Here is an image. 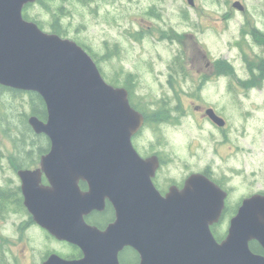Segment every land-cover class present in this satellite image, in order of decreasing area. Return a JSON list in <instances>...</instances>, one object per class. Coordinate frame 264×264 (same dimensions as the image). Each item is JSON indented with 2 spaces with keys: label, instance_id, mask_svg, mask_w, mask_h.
Wrapping results in <instances>:
<instances>
[{
  "label": "water",
  "instance_id": "95a60500",
  "mask_svg": "<svg viewBox=\"0 0 264 264\" xmlns=\"http://www.w3.org/2000/svg\"><path fill=\"white\" fill-rule=\"evenodd\" d=\"M34 1L0 0V84L37 92L45 102L46 119L33 114L28 122L50 139L42 169L52 186L35 189L28 179L34 171L20 176L28 201L40 191L48 216L62 209L66 221L59 236L85 253L62 264H119L125 246L138 250L140 264H264V254L251 248L255 241L264 250V194L242 199L221 241L212 225L223 218L227 192L206 174L190 175L183 190L163 196L152 179L158 157H142L133 144L144 116L129 91L108 83L75 40L25 19L24 6ZM207 112L224 125L214 109ZM80 179L90 184L88 192L80 190ZM105 198L116 219L100 231L83 216L103 208ZM28 205L41 214L40 206ZM47 226L55 232L53 224Z\"/></svg>",
  "mask_w": 264,
  "mask_h": 264
},
{
  "label": "flooded vegetation",
  "instance_id": "af4514ba",
  "mask_svg": "<svg viewBox=\"0 0 264 264\" xmlns=\"http://www.w3.org/2000/svg\"><path fill=\"white\" fill-rule=\"evenodd\" d=\"M167 2L166 0H35L25 5L23 12L26 10L33 18L41 22L44 25V30L56 33L53 31V26H55L58 35L63 38H70L78 43L80 42L97 55L99 51H96L91 45L85 44L76 35L71 34L69 25L72 22L68 19L75 16L74 9L79 7L86 9L91 18L98 14H103L108 30H110L109 26H111V29L115 28L120 33V36L123 35V37L132 41L136 49H138L139 45L140 51L138 53L141 55L148 54L151 56L153 51H155L164 64L163 68H158L154 63V59H150V61L146 62L147 65L144 70L142 69L141 72L138 70V80L137 74L132 72L134 76L133 81L129 80V82L136 84V89L138 84L144 80L142 77L143 73L148 78H151L147 81L159 87H175L179 81H183L190 88H192L189 85L190 82H192L193 88H206L211 84L218 85L225 82L228 88L236 86L251 91L250 89H254V87L259 86L264 81V28L253 27L255 30L250 32L246 31L244 26L240 33L242 36L246 33V35H250L253 39L256 30L259 31L262 38L260 45L263 46L262 52L256 50V45L258 44L251 42L246 36L249 46L253 49V53L248 59L245 57L242 58L240 54L238 55L240 57L239 65L242 69H238L236 60L235 62L232 60L224 61L222 58H209L208 55H203L202 57L207 59L206 66L210 68L206 69L205 67L203 72L201 69L195 70L197 73V77L195 78L190 71L189 63H182V60L184 55L193 51L200 53L202 52V48H204L200 40L194 44H190L188 41V39H193L194 36L205 31V28L197 25L196 21H194L195 19L191 16L193 8L196 9V12H203L204 5H198V3L203 2L196 0H184L182 2L180 5V14L183 19L182 29L171 25L170 16L163 17L161 15L162 12L158 10L159 5L163 6L162 3ZM224 2L229 6L223 5L225 4ZM213 3V11L215 15L217 14L214 17L215 21L218 17L222 19L232 18L236 10L241 12H246L247 10V6L242 0L232 2L214 0ZM35 8L39 15L30 12L31 9ZM45 15L46 17L44 19ZM197 18L202 19L203 16ZM260 20L264 24V13L256 21L258 22ZM111 39L114 41L111 42ZM120 41L122 43L124 42L122 39H117L114 36L104 40L102 54L107 61L113 57L119 58L124 50H128ZM167 44L177 45V52L173 51L169 53L172 54V59L169 56V59L164 61L162 59V51L170 50L165 48ZM232 45L233 43H231ZM191 54L195 53L193 52ZM224 62L233 67L232 72L224 71ZM121 71H127L124 65H121L117 69V73L121 74ZM110 79L119 80L115 86L126 88L123 85V82L128 81L125 75L123 77L111 76ZM232 79H236V81ZM193 93L197 94L195 89ZM246 95H249V93H246ZM129 98L131 100L130 93ZM145 98L146 96L138 94L136 95V104L133 103L134 108L144 116V124L133 136V144L142 157H158L159 166L152 179L159 192L163 196H166L171 189L183 190L190 175L204 173L227 192L223 215L228 212L230 217L234 216L237 213L242 199L232 203L231 195L233 187L227 181L228 179L217 178L208 167L200 171L187 172L167 168L170 166L171 159L164 149L165 145L160 143L159 135L155 131L156 137H148L145 145H140L139 142L137 143L138 138L142 139L145 132H152L154 128L150 129L149 125L151 120L157 119V113L160 111L158 108L156 109L155 104L148 101L144 102ZM199 99H204V97L201 94L200 96L196 95L189 104L195 110V113L199 114L201 119L209 122L220 131L227 129L228 120L223 116L222 110L217 106L207 104L206 102L208 101L203 102ZM211 108L214 109L218 116L224 118V125L218 124L211 118L207 112ZM180 109V104L172 107L174 112ZM185 115L186 113H183V116ZM31 129V134L33 135H25L28 136L24 140L25 143L17 144L14 139L9 138L12 140L11 149L8 148L7 143H0V264H62V260H80L85 256L83 249L58 234L59 228L63 226V221H66L63 218L62 209L58 210L55 216H48L46 201L41 198L43 193L35 191L31 201H28L23 191V180L20 172L24 170L35 172L28 177L35 189L40 190L41 188L52 186L45 171L42 169V156L48 153L51 148L50 139L46 134L36 133L32 127ZM2 131L7 134L0 126L1 137L4 135ZM36 140L39 142H36ZM21 144L23 150L21 149ZM78 186L82 192H88L90 190V184L86 180L80 179ZM258 192L264 194V190H259L254 193ZM28 203L32 204L35 208H39L40 206L41 214L37 216ZM83 219L92 228L104 231L115 221L116 211L112 202L108 198H105L103 208L92 209L87 214H84ZM47 222L54 225L55 232L47 226ZM222 223L223 221L221 219L213 225L216 231H219ZM227 229L225 231L226 233ZM213 233L215 235L214 231ZM118 260L119 264H140L141 256L136 248L125 246L118 252Z\"/></svg>",
  "mask_w": 264,
  "mask_h": 264
},
{
  "label": "rangeland",
  "instance_id": "374dc122",
  "mask_svg": "<svg viewBox=\"0 0 264 264\" xmlns=\"http://www.w3.org/2000/svg\"><path fill=\"white\" fill-rule=\"evenodd\" d=\"M159 1V0H156ZM167 3H162L163 6H158V10L162 12L163 17L170 16V24L183 28V19L180 14V5L184 0H166ZM203 3H198L199 6L204 5L203 12L193 8L191 16L197 25L205 28L204 33H200L188 39L190 44H194L200 40L202 52L195 54H187L183 56L182 63H189L190 71L196 78L195 70L201 69L204 71L207 59L203 55H208L209 58L217 57L222 60H232L237 62L238 69L240 67L238 55L242 58H250L253 49L248 44V39L251 42L257 43L256 50L262 52L261 34L256 30L255 37L252 39L250 35L242 36L241 29L246 31H254L253 27L264 28V24L256 21L262 13H264V0H242L247 6L246 12L236 10L233 17L230 19L219 18L215 21L214 17V0H196ZM220 1H235V0H220ZM225 3V2H224ZM227 7V3L223 4ZM76 7V6H75ZM32 14L39 15L37 9H31ZM86 9H74L75 16L68 19L72 22L69 25L71 34L76 35L78 39L87 45H91L96 51H99V64L105 71V79L114 77H123L117 73V69L121 65L125 66L127 71L137 74L138 70L146 67L147 61L154 59L156 67L163 68L164 64L160 56L153 51V54L141 55L134 43L126 37L120 36V33L115 28L109 29L106 27L105 17L103 14H98L91 18ZM91 15V14H90ZM203 16L202 19L197 17ZM46 15L44 16L45 19ZM49 19V18H48ZM106 20V19H105ZM185 27V25H184ZM195 28V25H194ZM47 29H49L47 27ZM114 36L122 39L128 50H124L119 58L113 57L107 61L103 57L102 48L104 40ZM247 36V38H246ZM114 40L111 39V42ZM231 43L233 45L231 46ZM166 45V44H165ZM162 46V45H161ZM164 48V46H162ZM169 51H162V59L164 61L172 59L173 51L177 52V45L170 44L165 47ZM161 49V48H160ZM238 57V58H236ZM236 58V59H235ZM190 59V61H189ZM153 63V62H152ZM148 75V74H147ZM143 81L138 84L135 94L146 96L144 102L148 101L155 104L157 119L151 120V131L145 132L142 139L138 138L137 143L145 145L148 137H156L154 131L159 135V141L165 145V151L171 159L170 166L167 168L175 169L181 172L200 171L206 167L210 168L217 178L228 179L233 187L231 201L235 203L247 197L251 193L259 190H264V81L254 89H243L233 86L228 88L225 82L221 84H211L206 88H193L192 82L190 88L183 81H179L175 87L162 86L159 87L147 80V76L142 74ZM234 78L233 75H231ZM235 80L236 79H232ZM180 83V84H179ZM221 85V86H220ZM196 90L197 94L193 91ZM248 91V92H247ZM249 93V95H246ZM200 94L204 99L200 101L207 104L219 107L223 116L228 120L227 129L220 131L209 122L200 118L199 114L195 113L192 107L189 106L194 96ZM23 100H28L27 93L24 96H16L13 99L14 104H18ZM180 104L181 109L174 112L172 107ZM26 110L29 112V107L26 104ZM184 110V112H183ZM183 113H186L183 116ZM3 132V131H2ZM0 136V143H7L11 149L12 140L3 132ZM12 139H14L12 137ZM167 157V155H166ZM230 217V216H229ZM223 218V223L218 232L225 233L228 228L230 218Z\"/></svg>",
  "mask_w": 264,
  "mask_h": 264
},
{
  "label": "trees",
  "instance_id": "16d2710c",
  "mask_svg": "<svg viewBox=\"0 0 264 264\" xmlns=\"http://www.w3.org/2000/svg\"><path fill=\"white\" fill-rule=\"evenodd\" d=\"M24 17L28 20H33L37 22L39 26L43 28L44 25L38 20H36L35 18H33L26 10L24 11ZM53 27H54L53 31L58 33L55 30V26ZM83 47L86 49L88 48L85 45H83ZM87 50L94 57V59L98 63V66L100 67L102 74L105 77L106 76L105 71L102 69V67L99 64V56L93 53L92 51H90L89 49ZM223 66H224V71L229 72V73L233 71V67L230 64L224 62ZM122 72L124 73V75L126 76V79L128 80L127 82H123V85L126 86V88L128 89L130 93V96H131L130 101L132 105L133 103L136 104V94H135L136 84H134L133 82H129V80L133 81L134 76L132 72L130 71H121V74L119 73L118 74L122 75L123 74ZM108 80H109V83L113 85H117L118 83L117 81H119L116 79H111V80L108 79ZM24 93L25 92L21 90L12 89V88H9V87H6L0 84V126L3 130H5V132L7 133L6 135L9 138H12V137L14 138V141L17 144L25 143L24 140L29 136V134L33 135L31 134L32 133L31 126L28 123L29 114L37 115L41 119H45L47 116L45 102L43 98L40 96V94H38L37 92L27 93L28 100H23L19 102L18 104H14L13 99L16 98V96H19V97L21 96L22 98L24 96ZM26 104L29 107V112L26 110ZM25 135H28V136H25ZM36 142H39V141L36 140ZM21 149L23 150L22 144H21ZM229 216L230 214L227 212L224 214L223 218L224 217L228 218ZM212 229L215 232V236L219 240L224 237V233L221 234L220 232L216 231L214 226L212 227ZM251 248L255 252L263 253L264 251L262 247L255 241L251 243Z\"/></svg>",
  "mask_w": 264,
  "mask_h": 264
}]
</instances>
